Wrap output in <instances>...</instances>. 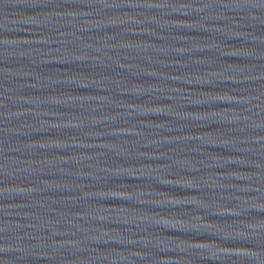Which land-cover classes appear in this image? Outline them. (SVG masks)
Segmentation results:
<instances>
[{
  "label": "water",
  "instance_id": "95a60500",
  "mask_svg": "<svg viewBox=\"0 0 264 264\" xmlns=\"http://www.w3.org/2000/svg\"><path fill=\"white\" fill-rule=\"evenodd\" d=\"M0 264H264V0H0Z\"/></svg>",
  "mask_w": 264,
  "mask_h": 264
}]
</instances>
